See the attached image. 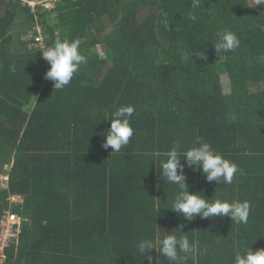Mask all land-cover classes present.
Listing matches in <instances>:
<instances>
[{
	"label": "trees",
	"instance_id": "trees-1",
	"mask_svg": "<svg viewBox=\"0 0 264 264\" xmlns=\"http://www.w3.org/2000/svg\"><path fill=\"white\" fill-rule=\"evenodd\" d=\"M224 30L239 47L216 53ZM57 37L78 40L87 58L62 90L44 78L49 65L40 52ZM201 52L205 58H196ZM121 105L135 107L133 135L111 153L100 133ZM197 136L242 173L224 184L186 166L189 192L247 200V224L155 214L165 206L158 198L170 206L177 190L160 178L158 161L173 142L188 147ZM8 167L9 191L23 196L12 210L28 218L8 264H141L138 240L163 230L179 235L181 226L207 248L188 264H233L237 246L264 249V3L56 0L31 11L0 0V171ZM149 254L153 264L157 256L168 264Z\"/></svg>",
	"mask_w": 264,
	"mask_h": 264
},
{
	"label": "clouds",
	"instance_id": "clouds-1",
	"mask_svg": "<svg viewBox=\"0 0 264 264\" xmlns=\"http://www.w3.org/2000/svg\"><path fill=\"white\" fill-rule=\"evenodd\" d=\"M261 3H264V0H257L258 5ZM189 17L193 21L196 20V16L191 13ZM239 44L240 40L234 32L224 30L217 33L216 43L213 46L216 53H220L230 52L239 47ZM40 52L49 65L44 78L53 81V87L57 90L67 86L80 66L87 63V58L79 51V41L67 37L63 39L57 37L50 46ZM196 58H205L204 52L198 54ZM10 70L14 72L15 67L12 66ZM134 112V106L121 105L107 113L104 120L110 122V127L100 133L104 137L102 148L110 147L111 153L119 152L128 144L133 135L130 120ZM163 156L164 158L158 161L160 178L163 182L166 180L168 184L175 185L177 190L171 198L170 206H167V196L164 203L158 198V203L165 206H157L154 210L155 214L161 209H169L189 221L197 216L201 218L227 216L235 224L248 223L250 204L247 200L208 199L202 192H189V186L185 183L186 166L194 171L199 170L208 182L231 184L234 176L242 173L234 162L214 150L204 138L195 137L188 147L175 141ZM182 227L177 228L179 235L173 230L171 232L163 230L154 237L138 240L135 248L139 257H144L146 264H153L154 258L149 253L154 250L160 256L166 257L168 264H188L190 259L195 261L198 254H205L207 248H200L198 241H190L188 235L181 230ZM144 261L140 260L141 264H144ZM155 264H162L159 256L155 258ZM233 264H264V249L253 251L249 245L237 246L234 248Z\"/></svg>",
	"mask_w": 264,
	"mask_h": 264
},
{
	"label": "built area",
	"instance_id": "built-area-1",
	"mask_svg": "<svg viewBox=\"0 0 264 264\" xmlns=\"http://www.w3.org/2000/svg\"><path fill=\"white\" fill-rule=\"evenodd\" d=\"M23 6H29L31 11H36L38 5L46 8L54 6L56 0H19ZM42 37L37 35L35 41L42 44ZM9 167L0 171V191H6L3 198H0V264H8V249L11 247L22 231L23 222L26 217L18 215L12 210V206L23 203V196L9 191Z\"/></svg>",
	"mask_w": 264,
	"mask_h": 264
},
{
	"label": "rangeland",
	"instance_id": "rangeland-1",
	"mask_svg": "<svg viewBox=\"0 0 264 264\" xmlns=\"http://www.w3.org/2000/svg\"><path fill=\"white\" fill-rule=\"evenodd\" d=\"M96 51L99 52V54L101 56H103L104 51H103V46L101 44H99L96 47ZM220 81H221V85H222V91L223 92H228L229 91V84H228V78L226 76V73H221L220 74Z\"/></svg>",
	"mask_w": 264,
	"mask_h": 264
}]
</instances>
